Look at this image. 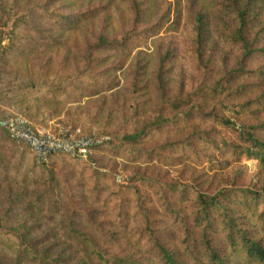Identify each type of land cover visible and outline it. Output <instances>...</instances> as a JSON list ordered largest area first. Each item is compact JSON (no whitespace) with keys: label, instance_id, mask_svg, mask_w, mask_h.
Instances as JSON below:
<instances>
[{"label":"rangeland","instance_id":"374dc122","mask_svg":"<svg viewBox=\"0 0 264 264\" xmlns=\"http://www.w3.org/2000/svg\"><path fill=\"white\" fill-rule=\"evenodd\" d=\"M228 2L0 0L11 14L7 22L3 16L0 20V113L24 114L34 126L52 132L65 128L106 138L87 160L50 156L40 161L0 127L4 244L17 243L24 234L27 240L53 244L54 253L73 255L77 249L66 239L74 234L63 226L73 219L74 227L109 255L148 264L152 248L145 244L147 234H141L146 220L159 242L177 254L181 224L192 221V197L182 199L174 186L210 194L221 188L263 189L256 160L243 158L228 166L215 161L231 158L221 141L233 135L211 116L233 113L206 105L201 97L241 59L240 46L225 39L232 20ZM137 7L144 10L138 18ZM214 9L223 22L218 23ZM78 14L79 20L72 21ZM242 66L257 70L264 60L253 57ZM258 81L255 75L247 81L252 84L246 87L248 98L258 95ZM52 84L60 85L59 95L46 89ZM158 114L169 116V122L127 138ZM256 115L237 120L259 123L263 112ZM206 137L216 148L207 151L212 162L166 146L180 142L188 152L198 150ZM51 178L49 213L29 209V198L20 193L42 190Z\"/></svg>","mask_w":264,"mask_h":264},{"label":"trees","instance_id":"16d2710c","mask_svg":"<svg viewBox=\"0 0 264 264\" xmlns=\"http://www.w3.org/2000/svg\"><path fill=\"white\" fill-rule=\"evenodd\" d=\"M226 1H229L226 6L229 8L228 13L232 20L229 19L231 21L228 24L230 31L229 34H225V39L240 46L241 59L239 66L230 70L226 78L221 76L212 86H206L201 97L206 105H219L233 113L230 117L211 116L216 124L233 135L232 140L222 139L221 141L222 147H226L230 151L231 158L212 159L211 152L216 148L207 137L201 138L200 149H191L189 152L184 148L186 145L180 142H173L166 146L175 149L174 151L179 147L184 150L187 157L206 158V162L215 160L222 166H228L233 161L238 162L243 158L254 159L257 162L258 171L264 174V117L259 123L253 124H250L247 119L240 122L237 120L245 114H252V117L258 118L259 116L256 114L260 110L264 116V66L257 70H247L242 66L243 61L253 57H262L264 60V0ZM217 10L214 9L216 20L221 23L224 21L223 14ZM142 12L144 10L137 7L136 17L138 18ZM2 16L5 17L6 22L11 16L5 5L0 7V20H2ZM79 16L82 14L76 15L72 21L79 20ZM16 22L17 20L13 23L15 27L17 26ZM218 26L216 23V27ZM253 75L259 79L256 83L258 95L248 98L247 88L252 84L247 81ZM239 80L241 83L236 85ZM58 85L52 84L46 89L56 96L59 95V86L62 84ZM231 95H233L232 102H226L225 98ZM235 99L238 101L234 103ZM251 106L257 107L255 112L251 111ZM203 115L206 114L203 113ZM166 117L163 118L158 114L156 121L147 123V127L144 126L139 132L130 134L127 138L134 140L149 128L168 123L170 117ZM1 128L8 134L4 127ZM260 129L263 133L259 132ZM10 139L14 141L12 138ZM208 142H211L212 145ZM179 144L183 146H178ZM217 149L220 150V147ZM56 156L70 157L62 153L52 157ZM222 161H224V165ZM95 164L96 162H94ZM42 185V190L22 191L20 194L29 198L26 204L29 209L44 214L49 211V200L53 189L52 178L43 182ZM167 187L172 188L173 186L168 185ZM172 189L182 199L186 196L192 197L194 205L192 221H181L179 235L181 250L177 254L159 242L155 230L149 226L150 221L146 220L144 226L146 230H143L144 232L141 234H147L145 244L152 248V250H148L146 257L148 264H264V187L262 190L221 188L213 194L197 189L189 190L187 186H184L182 190H177L175 186ZM63 226L68 232L74 234L73 238L66 239V243L77 249L73 255L72 253L67 255L60 252L54 253L50 250L53 244L45 245L41 242L30 241L25 238L24 234H21L17 243L8 240L7 244H4L0 239V264H141L128 257L109 255L105 250L99 248L94 239L86 232L83 233L76 229L73 219L65 222ZM8 227L15 232L18 230L12 225ZM138 241L142 243L143 239L139 238ZM40 245L41 250H38L36 247ZM7 251L10 255L7 254ZM19 251L22 253L19 254ZM178 257L184 259L183 263Z\"/></svg>","mask_w":264,"mask_h":264},{"label":"built area","instance_id":"2783aa9c","mask_svg":"<svg viewBox=\"0 0 264 264\" xmlns=\"http://www.w3.org/2000/svg\"><path fill=\"white\" fill-rule=\"evenodd\" d=\"M0 126L10 138L25 145L40 161H46L55 154H66L79 160H87L106 139L96 135H78L65 128L52 132L38 128L21 113H0Z\"/></svg>","mask_w":264,"mask_h":264}]
</instances>
